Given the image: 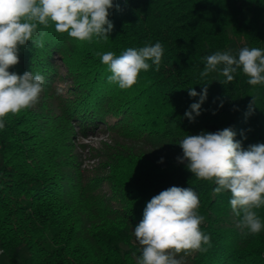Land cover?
I'll list each match as a JSON object with an SVG mask.
<instances>
[{
    "label": "trees",
    "instance_id": "16d2710c",
    "mask_svg": "<svg viewBox=\"0 0 264 264\" xmlns=\"http://www.w3.org/2000/svg\"><path fill=\"white\" fill-rule=\"evenodd\" d=\"M113 2L107 41L79 42L53 25L43 29L44 47L29 41L9 69L46 83L39 102L0 129V252L12 258L23 249L26 264H136L134 228L147 202L180 186L197 192L200 228L211 238L206 251L186 256L191 264H264V230L245 235L230 191L216 194L214 182L177 160L185 136L226 127L244 149L264 143V84L249 85L242 67L225 85L219 72L200 75L203 58L228 51L234 37L264 49V0ZM156 42L164 48L159 70L149 61L129 89L108 81L97 52L119 56ZM204 84L201 114L190 121L185 112L199 95L189 88L201 93ZM140 143L169 152L156 162ZM256 211L264 222V206Z\"/></svg>",
    "mask_w": 264,
    "mask_h": 264
},
{
    "label": "clouds",
    "instance_id": "9594fccd",
    "mask_svg": "<svg viewBox=\"0 0 264 264\" xmlns=\"http://www.w3.org/2000/svg\"><path fill=\"white\" fill-rule=\"evenodd\" d=\"M114 7L118 5L113 0H0V129L5 127L9 114L34 107L45 90L42 74L9 71L19 63L20 48L27 47L29 41L32 47L43 48V29L53 25L56 32L67 33L79 42L92 43L94 38L97 42L107 41L114 27L109 10ZM163 54L160 42L130 47L119 56L112 51L96 53L111 72L108 81L120 89L136 84L141 70L150 68L149 61L159 70ZM203 59L206 63L201 77L219 72L226 78L219 80L225 85L234 80L233 74L242 67L249 85L264 84V49L243 47L238 58L231 51H217ZM204 85L201 93L189 88L190 97L199 95V101L185 112L190 121L201 114L208 91ZM62 90L57 89L58 93ZM252 104L254 97L250 108ZM235 136L231 127L187 135L179 142L183 156L177 160L186 162L197 179L214 182L216 194L230 191L232 211L240 217L237 227L245 235H256L264 230V222L256 211L264 206V143L244 149ZM199 207V196L191 187L171 186L154 195L134 228L142 248L136 264H185L184 257L206 251L211 238L200 228L205 217L198 213ZM180 253L184 255L177 258Z\"/></svg>",
    "mask_w": 264,
    "mask_h": 264
},
{
    "label": "rangeland",
    "instance_id": "374dc122",
    "mask_svg": "<svg viewBox=\"0 0 264 264\" xmlns=\"http://www.w3.org/2000/svg\"><path fill=\"white\" fill-rule=\"evenodd\" d=\"M244 47L243 41L239 40L238 38L234 37L233 44L231 45L230 49L228 51L234 52L236 50H240ZM96 137L87 138L84 139V142H94ZM140 148L143 149V152L145 155L153 161H162L161 158H164V154L168 153L169 151L166 150L165 147L159 148H149V146L144 145L143 143H140L138 145ZM183 256V253H180L177 255V258H180ZM26 253L23 249H17L15 250L14 256L11 258L6 253H0V264H26ZM185 264H191L186 257H184Z\"/></svg>",
    "mask_w": 264,
    "mask_h": 264
},
{
    "label": "crops",
    "instance_id": "0c3cea01",
    "mask_svg": "<svg viewBox=\"0 0 264 264\" xmlns=\"http://www.w3.org/2000/svg\"><path fill=\"white\" fill-rule=\"evenodd\" d=\"M1 253V252H0Z\"/></svg>",
    "mask_w": 264,
    "mask_h": 264
}]
</instances>
